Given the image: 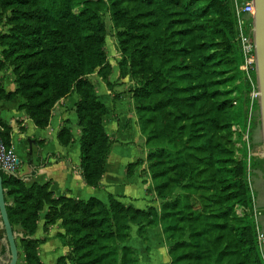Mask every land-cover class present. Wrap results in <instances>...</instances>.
Listing matches in <instances>:
<instances>
[{
	"label": "trees",
	"instance_id": "trees-1",
	"mask_svg": "<svg viewBox=\"0 0 264 264\" xmlns=\"http://www.w3.org/2000/svg\"><path fill=\"white\" fill-rule=\"evenodd\" d=\"M233 4L232 0H0V26L9 27L0 37L4 48L0 71L11 60L16 76L14 92H6L0 81V102L20 96L24 100L20 108L38 127H45L56 103L77 93L82 176L90 187H100L115 143L104 128L107 109L88 79L106 62L105 11L117 28L125 29L124 43L134 44L130 65L153 72L152 82L136 100L141 102L140 112L151 115L140 128L150 147L147 160L162 214L154 207L126 206L113 196L108 202L56 198L47 184L30 183L37 168L23 179L2 174L10 222L14 229L16 225L23 229L18 249L21 243L24 264H43L41 241L34 236L45 206H49L47 224L62 222L60 237L70 250L58 264H140L137 251L127 243L132 225L146 226L144 220L150 218L173 243L172 264H264L246 165L217 141L230 127L232 101L218 102L216 93L207 91L214 85L208 79L226 78L243 62ZM237 78L240 74L228 79ZM251 89L247 84L246 92ZM189 121L191 138L183 140L177 124ZM0 126L3 140L11 145L12 129L2 121ZM59 138L66 145L72 142L67 129ZM185 146L206 154L195 159L197 166L186 161ZM192 173L193 179L202 177L201 182L194 181L176 196ZM146 229L140 227L138 235L144 238Z\"/></svg>",
	"mask_w": 264,
	"mask_h": 264
},
{
	"label": "crops",
	"instance_id": "crops-1",
	"mask_svg": "<svg viewBox=\"0 0 264 264\" xmlns=\"http://www.w3.org/2000/svg\"><path fill=\"white\" fill-rule=\"evenodd\" d=\"M0 78L6 92L16 90L9 74H1ZM100 83L98 97L107 109L104 128L107 135L115 141L100 187L88 186L82 176V128L79 126L77 114V104L80 100L77 93L56 103L50 122L45 127H38L20 108L24 103L20 96L0 102V121L12 129L11 146L16 150L17 146L21 145V153L26 161L18 176L27 178L32 168H37V173L30 183L47 184L49 191L56 198L67 197L82 201L94 198L108 202L109 196H113L126 206L140 210L158 207L156 192L145 174L147 163L141 166L137 164L138 160L145 158L146 150V138L141 132L137 115L133 113L129 102L115 100L107 84L103 81ZM64 129L72 136L69 145L63 144L59 138ZM43 163L45 165L41 166ZM48 211L49 206H45L40 213L34 238L41 241L39 257L43 264H58L59 259L68 256L69 249L60 237L64 233L62 222L58 220L47 224ZM159 231V228L149 229L146 241L138 235H133L132 231L127 245H137L133 247L137 251L140 264H172L170 247L159 235ZM3 235L4 232L0 228V259L5 258L6 253L2 242ZM67 263L71 264L69 261Z\"/></svg>",
	"mask_w": 264,
	"mask_h": 264
},
{
	"label": "rangeland",
	"instance_id": "rangeland-1",
	"mask_svg": "<svg viewBox=\"0 0 264 264\" xmlns=\"http://www.w3.org/2000/svg\"><path fill=\"white\" fill-rule=\"evenodd\" d=\"M234 1V9H235V0ZM76 13H78L76 11ZM209 20V19H208ZM103 21L105 24V55L106 62L103 68L100 70H96L94 74L89 76V81L93 84L95 93L98 95V87L101 85L100 81L105 82L107 84V88L111 95L115 100H124L129 102L131 108H133V113L137 115L139 126L141 123H146L148 119H150L148 112H143L146 114H142L140 109L142 108L141 102L136 100V95L143 91L148 84L152 82L153 72L150 69L145 70L143 67H132L128 60L130 52L134 49V44H125V29L117 28L112 20L111 13L109 11H105L103 13ZM185 21V20H183ZM200 22H198V27H200ZM190 25V24H189ZM7 26H0V37L8 32ZM3 51L4 48L0 45V61H3ZM11 61V60H10ZM10 61L5 63V67L0 71V75L9 74L13 81H15V66L10 63ZM242 64L235 70L230 72L226 78H215L214 80L208 79L207 83L214 85H209L210 87L207 89L209 94L217 95V101H232L231 106L229 107V111L231 113L230 119L231 124L228 130L222 132L219 136H217V141H219L222 145H225L228 149L235 152V159L238 161H242L247 168V184L249 189V196L251 198V206L253 205L259 207L264 214V147H263V138H262V128L260 121V110H259V97H256L258 94V86L257 81L255 86L253 87L244 77V74L241 70ZM240 74V78H237L234 81H230L228 78L231 75ZM0 81H3L0 78ZM215 81V82H213ZM218 84V85H216ZM249 85L252 89L249 93L246 92L245 87ZM244 87V90L241 88ZM206 91V90H204ZM138 99V98H137ZM145 102V101H144ZM147 110V108H145ZM242 109V111H241ZM145 119V120H144ZM142 121V122H141ZM141 122V123H140ZM192 122H180L177 124V129L179 135L183 137V140H187L190 137ZM151 128V127H150ZM141 129V128H140ZM152 130V129H151ZM147 141V136H144ZM191 138V137H190ZM144 150V159H140L137 162L138 165L141 166L143 163H147V170H145V174L149 177V181L152 183L153 190L155 191V182L152 177V173L149 170V163L147 160V156L149 154V148L147 147V143L145 142ZM184 155L186 161H189L197 166V160L202 155H206L205 153L201 154L194 149H187L184 147ZM16 153L21 162L20 172L24 168V156L21 153V145H18L16 148ZM19 172V173H20ZM194 174H190L185 182L181 184V186L177 189V195H183L185 193V187H190L191 184H194V181L201 182L202 177H197L199 180L193 179ZM156 192V191H155ZM157 196V195H156ZM158 199V197H157ZM9 200V199H8ZM10 201V200H9ZM173 201V200H172ZM159 205L158 207H154L157 210L158 215L162 214V201L158 199ZM211 209V208H210ZM240 208H237L238 214H241ZM263 225H264V217H263ZM144 223L150 227L140 226V225H132V229L130 233L133 231V235H138L140 227L147 228L144 234L143 240H147L148 238V230L159 228V235L164 239L165 243L168 246L172 247L173 243L168 240V235L165 236L163 233V229L161 225H158L155 218L145 219ZM156 226V227H155ZM16 231L22 232L23 229L19 226H15ZM142 229V228H141ZM158 235V232L157 234ZM163 235V236H162ZM139 236V235H138ZM131 237V235H130ZM142 238V237H141ZM130 240V239H129ZM133 246H137L133 243ZM132 247L135 249V247ZM20 248V260L19 264L25 263V257L22 249V244H19ZM69 249V248H68ZM70 252V250H69ZM51 264V262H48ZM65 264H68L65 262Z\"/></svg>",
	"mask_w": 264,
	"mask_h": 264
},
{
	"label": "built area",
	"instance_id": "built-area-1",
	"mask_svg": "<svg viewBox=\"0 0 264 264\" xmlns=\"http://www.w3.org/2000/svg\"><path fill=\"white\" fill-rule=\"evenodd\" d=\"M254 5L251 0H235V16L237 21V41L242 54L241 70L245 79L254 87L256 84V61L253 26ZM259 97V93L256 94ZM4 128L0 126V167L18 174L21 162L13 146L3 140ZM252 215L256 225L257 243L264 262V214L254 203Z\"/></svg>",
	"mask_w": 264,
	"mask_h": 264
},
{
	"label": "water",
	"instance_id": "water-1",
	"mask_svg": "<svg viewBox=\"0 0 264 264\" xmlns=\"http://www.w3.org/2000/svg\"><path fill=\"white\" fill-rule=\"evenodd\" d=\"M252 3L254 5L253 38L255 44L256 81L259 92V110L264 147V0H252ZM2 174L15 179H23L24 177L0 167V228L4 232L2 242L6 248L5 258L0 259V264H19L21 255L18 249V240L24 239V234L16 231L10 222L7 210L9 204L6 202V189L4 188Z\"/></svg>",
	"mask_w": 264,
	"mask_h": 264
},
{
	"label": "bare ground",
	"instance_id": "bare-ground-1",
	"mask_svg": "<svg viewBox=\"0 0 264 264\" xmlns=\"http://www.w3.org/2000/svg\"><path fill=\"white\" fill-rule=\"evenodd\" d=\"M264 153V152H263Z\"/></svg>",
	"mask_w": 264,
	"mask_h": 264
}]
</instances>
